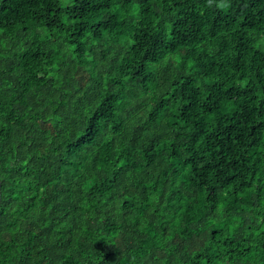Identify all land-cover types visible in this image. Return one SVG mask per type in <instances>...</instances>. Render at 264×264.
<instances>
[{
  "label": "trees",
  "instance_id": "1",
  "mask_svg": "<svg viewBox=\"0 0 264 264\" xmlns=\"http://www.w3.org/2000/svg\"><path fill=\"white\" fill-rule=\"evenodd\" d=\"M0 264H264V0H0Z\"/></svg>",
  "mask_w": 264,
  "mask_h": 264
},
{
  "label": "clouds",
  "instance_id": "2",
  "mask_svg": "<svg viewBox=\"0 0 264 264\" xmlns=\"http://www.w3.org/2000/svg\"><path fill=\"white\" fill-rule=\"evenodd\" d=\"M221 7H223V5H221Z\"/></svg>",
  "mask_w": 264,
  "mask_h": 264
}]
</instances>
